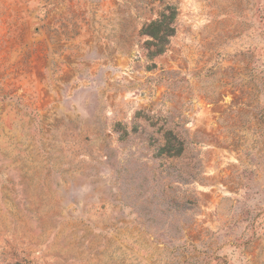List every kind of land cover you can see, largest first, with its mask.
Listing matches in <instances>:
<instances>
[{
	"label": "rangeland",
	"instance_id": "374dc122",
	"mask_svg": "<svg viewBox=\"0 0 264 264\" xmlns=\"http://www.w3.org/2000/svg\"><path fill=\"white\" fill-rule=\"evenodd\" d=\"M0 264H264V0H0Z\"/></svg>",
	"mask_w": 264,
	"mask_h": 264
},
{
	"label": "trees",
	"instance_id": "16d2710c",
	"mask_svg": "<svg viewBox=\"0 0 264 264\" xmlns=\"http://www.w3.org/2000/svg\"><path fill=\"white\" fill-rule=\"evenodd\" d=\"M174 18L175 10L170 5L166 6L160 15V19L155 22H151V24L148 26V35L155 39L156 37H159V35L156 34V31H158L160 37L162 38L171 36L174 33V28L172 27ZM160 49L161 48H156V52L159 53L161 51Z\"/></svg>",
	"mask_w": 264,
	"mask_h": 264
}]
</instances>
